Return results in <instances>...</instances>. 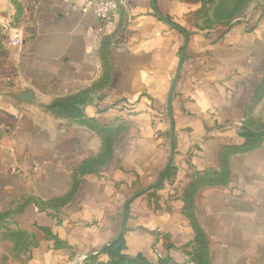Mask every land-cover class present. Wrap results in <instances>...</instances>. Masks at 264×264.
Masks as SVG:
<instances>
[{
    "label": "crops",
    "instance_id": "crops-1",
    "mask_svg": "<svg viewBox=\"0 0 264 264\" xmlns=\"http://www.w3.org/2000/svg\"><path fill=\"white\" fill-rule=\"evenodd\" d=\"M97 1L0 0V264H195L197 228L212 264H264V0L212 29L153 0L189 38L171 110L184 34Z\"/></svg>",
    "mask_w": 264,
    "mask_h": 264
},
{
    "label": "rangeland",
    "instance_id": "rangeland-1",
    "mask_svg": "<svg viewBox=\"0 0 264 264\" xmlns=\"http://www.w3.org/2000/svg\"><path fill=\"white\" fill-rule=\"evenodd\" d=\"M202 7L197 20L202 28L227 27L234 22L253 16L261 5L259 0H194ZM251 11V12H250Z\"/></svg>",
    "mask_w": 264,
    "mask_h": 264
},
{
    "label": "trees",
    "instance_id": "trees-1",
    "mask_svg": "<svg viewBox=\"0 0 264 264\" xmlns=\"http://www.w3.org/2000/svg\"><path fill=\"white\" fill-rule=\"evenodd\" d=\"M66 106H67L66 102H59L54 105V108H58L59 110L60 109L64 110L70 107V106H67V107ZM189 202L190 203H188L187 206H188V210H191V207L193 204L192 198H189ZM196 242H197V247H196L194 255H192L195 264H212L211 259H210L209 249H208V241L204 233L202 232V230L199 228H197L196 230ZM121 248L122 246L120 242H116L110 247L106 248L105 250L108 254H110L111 256L118 257L120 262L124 263L125 258L120 254ZM160 264H174V263H172L170 260H165V261H162Z\"/></svg>",
    "mask_w": 264,
    "mask_h": 264
},
{
    "label": "built area",
    "instance_id": "built-area-1",
    "mask_svg": "<svg viewBox=\"0 0 264 264\" xmlns=\"http://www.w3.org/2000/svg\"><path fill=\"white\" fill-rule=\"evenodd\" d=\"M122 4V0H99L91 5V10L100 21L110 23Z\"/></svg>",
    "mask_w": 264,
    "mask_h": 264
},
{
    "label": "water",
    "instance_id": "water-1",
    "mask_svg": "<svg viewBox=\"0 0 264 264\" xmlns=\"http://www.w3.org/2000/svg\"><path fill=\"white\" fill-rule=\"evenodd\" d=\"M152 2H153V6H154V8H155V11H156L157 15H158L159 17H161L166 23H168L169 25H171V26L174 27L175 29L181 31V32L184 34V36H185V47H184L183 52H182V54H181L180 64H179V68H178V73H177V75H176V77H175V80H174V83H173V86H172V91H171V94H170V97H169V109L171 110V100H172V95H173V92H174V90H175L176 83H177V81H178V78H179L180 72H181L182 67H183V63H184V59H185V55H186V51H187V47H188V41H189V38H188V35H187L184 31H182L178 26L174 25V24H173L171 21H169L166 17H164L163 15H161L160 13H158V11H157V9H156V6H155V2H154L153 0H152ZM30 96H31L30 94L26 95V96L24 97V100H27V101L30 100ZM172 129H173V127H172ZM172 156H173V154H172ZM169 166H170V164L168 165L166 171L168 170ZM166 171H165V172H166Z\"/></svg>",
    "mask_w": 264,
    "mask_h": 264
}]
</instances>
